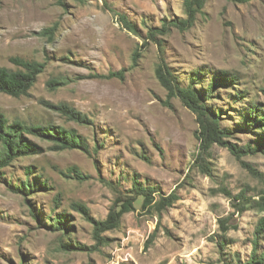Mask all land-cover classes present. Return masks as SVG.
<instances>
[{
	"label": "rangeland",
	"instance_id": "rangeland-1",
	"mask_svg": "<svg viewBox=\"0 0 264 264\" xmlns=\"http://www.w3.org/2000/svg\"><path fill=\"white\" fill-rule=\"evenodd\" d=\"M183 3L0 0V66L16 69L10 61L16 56L46 62L28 95L0 93V112L10 121L75 129L92 148L91 155L55 151L51 142L29 135L44 152L17 159L0 177V264H236L251 259L255 241L257 254L264 251V155L238 158L216 143L205 155L209 172L195 166L196 115L170 98L156 76L161 50L148 31L185 17ZM55 25L53 38L39 35ZM158 39L181 86L203 91L216 70L238 76L234 87L219 84L207 103L221 110L222 127L233 132L227 140L253 143L259 130L244 118L252 103L264 109V0H207L190 29L172 28ZM123 70L124 79L91 76ZM55 77L67 82L51 89ZM61 104L92 124L69 120L52 106ZM72 167L89 177H65ZM135 172L166 194L178 189L180 199L161 217L141 210L139 200L119 228L103 233L107 242L99 250L64 251L62 242L95 244L92 223L73 204L84 203L92 217L105 219L116 197L108 182L130 189ZM28 178H41L49 189L28 197L14 192ZM60 215L69 217L66 230L55 227ZM220 219L231 227L226 233Z\"/></svg>",
	"mask_w": 264,
	"mask_h": 264
},
{
	"label": "trees",
	"instance_id": "trees-1",
	"mask_svg": "<svg viewBox=\"0 0 264 264\" xmlns=\"http://www.w3.org/2000/svg\"><path fill=\"white\" fill-rule=\"evenodd\" d=\"M84 2L85 0H78ZM245 2L246 0H240ZM207 0H184L183 7L185 17L175 18L171 20L165 19L161 27H152L149 29L147 38L154 41L160 46L161 56L160 62L156 68V76L161 85L168 91V96L177 97L181 100L185 107L191 110L198 122V130L196 137L199 142V154L197 155L194 164L199 166L205 172H209L208 162L206 156L214 144H220L229 150L238 158L244 155L261 153L264 155V109L258 104L252 103L246 110L244 121L246 126L258 128V135L253 143H248L243 146H238L232 143L230 138L233 132L230 129L223 128L220 122L221 110L214 109L208 105L207 100L215 94V90L219 84L224 83L234 87L239 82L238 76L229 71L216 70L214 75L207 84V88L200 91L196 86H181L171 72L169 67L164 63L162 58V43L158 39L159 35H166L170 33L172 28L180 31L190 29L196 22L197 16L203 14ZM119 21L130 31L137 33L136 26L124 14H119ZM56 30V25L50 28L43 29L39 32L41 36L53 38ZM10 61L16 66V69H11L5 66H0V93H6L14 97L26 96L30 89L35 85L38 77L45 71L46 62L37 60H28L22 57H11ZM111 79L118 77L124 79V70L119 72H109L108 74L91 75ZM64 78L55 77L49 80L48 84L51 89H56L59 85L66 83ZM62 112L69 120H73L81 124H92V121L86 114L71 107L67 104L52 105ZM29 135L35 136L42 141L51 142L52 150L63 151L78 149L87 155L92 154V148L85 136L78 133L75 129H66L55 124L44 123H27L21 120L10 121V119L2 112H0V177L4 174V169L11 166L14 161L22 157L34 156L44 152L42 144L29 138ZM95 150V149H94ZM28 175H32L33 167L27 168ZM67 178H75L80 181L86 180L89 176L85 175L78 167H72L68 173L64 172ZM115 192V199L110 207V210L103 220H97L90 214L89 207L84 203L73 204L74 208L78 210L85 217L86 220L93 225V238L95 244L88 246L79 241L62 242L61 248L64 251H83L93 252L99 250L100 246L107 242L104 232L117 229L121 225L122 218L128 212L136 209V203L141 202V210L151 214H161L168 208L172 207L180 199L178 189L173 190L169 194L162 191L160 185L146 184L141 179L138 172L133 174L132 187L124 189L118 184L108 182ZM14 192L20 193L24 196H32L35 191L48 190L46 181L41 178H35L31 181L29 178L20 185L12 187ZM243 198L242 195L241 197ZM264 198V197H263ZM59 198H57L58 200ZM37 217V215L35 214ZM69 217L67 215H60L56 220L55 227L57 230H66ZM220 228L226 233L231 227L226 223V219H220ZM264 231V218L261 220L259 230ZM155 231L151 238L156 236ZM220 247H224V242L220 241ZM258 243L255 241L254 252L251 259L245 263L239 261L236 264H264V251L257 254ZM229 264V263H225Z\"/></svg>",
	"mask_w": 264,
	"mask_h": 264
}]
</instances>
